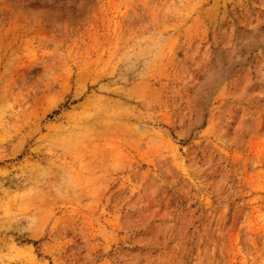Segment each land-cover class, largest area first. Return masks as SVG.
<instances>
[{
    "label": "rangeland",
    "instance_id": "obj_1",
    "mask_svg": "<svg viewBox=\"0 0 264 264\" xmlns=\"http://www.w3.org/2000/svg\"><path fill=\"white\" fill-rule=\"evenodd\" d=\"M0 264H264V0H0Z\"/></svg>",
    "mask_w": 264,
    "mask_h": 264
}]
</instances>
